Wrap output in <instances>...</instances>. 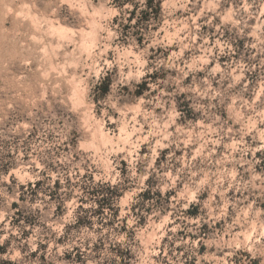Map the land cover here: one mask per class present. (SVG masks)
I'll return each mask as SVG.
<instances>
[{"label": "rangeland", "instance_id": "1", "mask_svg": "<svg viewBox=\"0 0 264 264\" xmlns=\"http://www.w3.org/2000/svg\"><path fill=\"white\" fill-rule=\"evenodd\" d=\"M128 2L129 0H111L110 4H106L104 0H0V136L11 137V129L17 126L23 128L29 123L36 126L48 125L50 118L62 121L63 114H67L78 122L86 137L83 149L97 154L101 167L106 166V160L111 162L114 156H119L117 171L122 177H127L131 166L129 161L135 163L139 170L140 163L137 157L155 156V167L158 169L167 162L169 149H157L153 143L150 153L147 143L153 138L152 132L163 131L159 128L163 122L158 118L161 109L156 108L152 114V119L157 125L155 128L150 124H141L143 117L138 115L142 111L139 102L156 97V92L149 88V83L167 79V75L153 72L141 77V83L137 85V103L131 106L133 111L125 117L119 127L114 118H109L107 122L101 121L95 110L89 106L92 94L106 89L114 74L118 75L121 71L131 73L136 70L128 62L135 61L138 52L136 49H129L126 42L113 43L112 47L103 53L107 59L97 61L95 68L92 67L99 50L97 41L101 34L100 29L104 27V17L111 11L123 9L124 4ZM174 2L175 0H151L143 10H140L137 4L128 13L127 22H124L123 14L112 16L108 27L117 33L127 35L131 28L136 27L132 24L133 20H136L138 25L141 21L147 22L151 18L155 26L150 32L145 30L144 34H138L137 48L142 50L147 41L148 45H152L148 50L153 53L148 59L152 61L160 59L168 63H173L171 57L174 52L185 48L183 61L176 62L173 68L163 70L165 73L170 72L175 78L179 74L178 69L185 67V63L200 68V71L196 72L186 69L188 74L184 77V86L198 84L201 79L209 78V72L219 67L220 72L214 73L213 80V87H219L217 82L220 81L221 75L226 76L229 72H232L233 77L237 75V72L233 71L237 63L247 66L264 56V26L260 24V21H264V16H261L259 21L255 17L248 19V27L244 28V34L240 35L231 21L223 18L229 8L235 10L240 7V0L227 2L221 0L220 7L215 12L208 11L204 15L200 14V9L204 7L205 0L198 2L188 0V7L183 10L167 6ZM249 2L251 3V0ZM169 20L181 23L175 27H165ZM185 20L189 26L187 30L183 26ZM218 40L228 43L233 54L220 55L218 58L210 56L209 63L203 65L202 60L207 53L200 46L207 41L206 46L211 47ZM253 55L256 56V60L250 61L249 58ZM113 61L116 62L115 66ZM81 73H91V79L96 80V86L90 87V82L85 80ZM239 74L242 79L237 87L247 88L242 99H237L235 105L229 101L214 109L221 121H227L224 127L226 129L231 127L230 133L226 136L221 133L219 138L216 167L209 165L198 170L197 175L187 185L181 182L163 195L160 191H153L160 181L150 177L145 182V190L134 198L135 202L126 203L125 196L129 191L128 185L131 184L129 180L125 179L124 186L99 184L95 175L86 173L80 177V182L73 183L75 178H65L64 183L61 179H55L49 186L48 180L51 177L47 175V170L52 166L45 161L46 170L39 171V178L28 179L33 171L29 168L23 174L26 182H20L17 177L10 176L8 184L0 185L4 192V195L0 196V212L4 213V222L0 223V236L5 234L3 231L5 228L17 233L9 236L0 245V257H8L13 247L19 249L22 254L28 251L31 236L37 228L41 229L40 237L43 242L37 241V249L30 252V257L32 260L39 257L44 264L62 262L81 264L84 261V249L79 246L64 251L62 249L73 244L76 237L82 235L85 229L94 234L105 231L106 234L111 233L117 238L124 236L126 241L130 236L135 237L140 247L144 248L145 260L149 258L153 244L155 251H151V260H160L166 253L171 255L167 252V247L169 237L173 235L172 231H168L173 228V223L169 222L173 218L161 207V201L167 203L170 210L172 203L182 197L185 188L190 192L194 183L199 184L200 180L207 179L205 172L211 175L212 172L224 171L235 174L240 181H249L254 175L264 177V116L257 115L260 105L256 104V97L264 91V83H261L262 74L259 70ZM123 90L128 91L127 88ZM168 91L172 89L169 88ZM166 99L168 97H165ZM176 102L178 110L182 113L181 126L192 123L194 118L199 116L195 108L201 102L197 99L181 94L176 98ZM244 102L255 104V111L246 105L241 107ZM212 103L215 105L217 101ZM129 120L134 124L127 123ZM196 123L199 124L200 121L196 120ZM137 128L140 129L138 132ZM212 128L215 129L216 125ZM167 130L174 132L175 127H168ZM34 136V132L30 133L28 141H32ZM15 140L19 142L20 137L16 136ZM12 143L13 140L10 138L0 139V155L6 160L14 155L13 152L7 151ZM36 144L43 148L39 141ZM137 144L139 147L133 152L132 149ZM116 148H123L124 151L116 152ZM245 150L247 155L243 156V160L246 163L237 164L235 167L231 163H225L222 169L219 168L221 160L227 161L230 155L235 160H240ZM28 151L30 155L23 157L25 165L32 156L37 155L32 152L31 147ZM44 151L46 153L47 149ZM190 155L193 158L198 155L196 146L192 147ZM125 156L128 159H124ZM175 156L187 158L189 153L176 150ZM39 167L37 165V168ZM9 168L10 165L5 163L0 171L7 174ZM56 175L53 170V176ZM172 182L175 184V180ZM211 183L212 181H209V184ZM77 191L78 198L75 194ZM209 191L210 189L199 193L195 202L189 199L188 207L184 210L186 219L200 218L202 201L208 199ZM233 196L238 198L240 193L232 190L227 192L226 198L230 204ZM5 197L12 199L10 205H5ZM215 199L218 200L219 197ZM89 203H94L97 207L94 209L84 207ZM23 204L28 206L22 207ZM250 209L255 210V215L251 218ZM154 211L160 213L158 218L152 216ZM262 212L264 202L254 203L249 209L241 206L227 223L217 222L214 226L215 231L210 229L208 224L200 227L198 235L176 231L177 239L171 247L177 252H184L181 239L185 243H190L195 255L188 264H195L199 257L203 258L202 264H218L229 258L236 264H244L245 260L249 261V264H260L259 258L253 257V252L260 251V246L264 244V226L259 228V235L256 228L257 217L264 219L260 217ZM241 213L247 223L241 221ZM153 220L155 229L151 227ZM133 222L135 231L128 227ZM175 224H181V220H175ZM229 227L232 229L230 232ZM153 232L159 235V240H155ZM24 241L28 243H22ZM226 241L237 245L236 256H226L233 250L231 248H217V244ZM240 241L253 247L242 252L238 247ZM87 247L90 250L87 253L89 256L93 253L98 254L104 249L105 241L103 238L95 243L89 240ZM110 251L123 258L121 264H129L135 259L131 251L120 247L119 244L110 247ZM95 258L99 259V256ZM0 264H13V261L0 260ZM163 264H167L166 258Z\"/></svg>", "mask_w": 264, "mask_h": 264}, {"label": "clouds", "instance_id": "2", "mask_svg": "<svg viewBox=\"0 0 264 264\" xmlns=\"http://www.w3.org/2000/svg\"><path fill=\"white\" fill-rule=\"evenodd\" d=\"M104 2L110 4L111 0H104ZM225 2H227V0H225ZM137 4L140 6V10H143L147 7V0H129L128 3L124 4L123 9L111 11L104 17V27L100 29L101 34L97 41L99 50L96 55V60L93 61L92 65L94 69L97 61L102 62L104 59H107L103 53L111 48L113 43L122 44L126 42L129 49H136L138 52L137 59L128 62L132 64L136 70L131 73L121 71L118 75L114 74L111 83L106 89L92 94L89 106L95 110L101 121L107 122L109 118H114L117 127H119L124 122L125 117L133 111L131 106L137 103V85L141 83V77L145 76L146 73L153 72H160L162 75H167V79L149 83V88H151L153 92H156V97H149L141 100L139 106L142 111L138 113V115L143 117L141 124H150L155 128L157 125L152 119V114L155 113L156 108L161 109L158 118L163 122L159 125V128L163 129V131L152 132L151 136L153 138L149 139L147 143L150 153L153 143L156 144L157 149H169L167 162L163 163L158 169L155 167V156L137 157L140 163L139 170L135 163L129 161L131 166L128 170V176L122 177L121 173L117 171L120 157L114 156L111 162L106 160V166L101 167L100 157L91 151H85L83 149L82 145L85 143L86 137L78 122L73 117L63 114L62 121L60 119L50 118L48 125L36 126L35 124L29 123L24 125L23 128L17 126L11 129V137L0 136V139L10 138L13 140L11 148L7 149V151L14 153V155L7 160L3 155H0V169H3L5 163L10 165L7 174L0 171V185L8 184L10 176L17 177L20 182H26L23 174L26 173L29 168L33 171L28 179L39 178V171L46 170L44 163L46 161L48 165L52 166L51 169L47 170V175L51 177V179L48 180L49 186L55 182V179H61V182L64 183L65 178H75L73 183L80 182V177L86 173L95 175L96 181L99 184L124 186V181L127 179L131 184L128 185L129 191L125 196V201L126 203H133L135 202L134 198L145 190V182L148 181L150 177L160 181V184L157 185L153 191H160L163 195V193L176 187V185L181 182L187 185V183L192 181V178L197 175L198 170L207 168L209 165L213 167L217 166L216 150L219 147V138H221V133L225 136L230 133L231 127L229 126L227 129L224 127L227 121H221L220 116L214 109L225 105L226 102L229 101L231 104L235 105L237 99H242L243 93L247 91V88L237 87L242 79L239 73L259 70L262 74L261 83H264V56H262L259 61L249 63L247 66L243 63H237L233 68V71H236L237 75L233 77L232 72L227 73L226 76L221 75L220 81L217 82L219 87H213L214 73L220 72L219 67L209 72V78L201 79L198 84L184 86L183 80L185 75L188 74L186 69L191 72H196L200 71V68L185 63V67L178 69L179 74L175 78L172 77L170 72L165 73L163 70L175 67L176 62H182L185 48H181V51L173 53L171 57L173 63H168L160 59L155 61L149 60L148 57L153 55V53L149 52L148 49L152 47V45H148L147 41H145L142 50L137 48L136 41L138 34H144L145 30L150 32L151 28L155 26L151 18L147 22L141 21L138 25L137 21L133 20L132 24L136 25V27L131 28L127 35H124L122 32L117 33L108 27L111 23L112 16L123 14L125 18L124 22H127L128 13ZM220 4L221 0H205L204 7L200 9V14L204 15L208 11L215 12V10L220 7ZM167 6L172 9H187L188 0H175L174 3ZM193 7H195V4ZM149 11H151V9H149ZM217 14L219 15V13ZM170 16L171 13H169V17ZM261 16H264V0H251V3L249 0H240V7L235 10L229 8L227 10V15L223 18L231 21L232 25L237 29V34L240 35L244 34V28L248 27V19L255 17L259 21ZM192 18L193 17H189V19ZM206 22L210 23V21ZM180 23V21L169 20L165 27H175ZM260 24L264 26V21H260ZM183 26L185 30L188 29L187 20L183 22ZM206 45L207 41H205L204 45L200 46L207 53L202 60L205 66L209 63L208 57L210 56L218 58L220 55L231 56L233 54V50L228 43L218 40L217 43L211 47H207ZM249 59L250 61H255L256 56L253 55ZM115 63L116 62L113 61V66H115ZM121 67H124V65H121ZM105 71H107V69H105ZM81 75L85 80L90 82V87L94 88L96 86V80L91 79V73H81ZM124 88H127L128 91L125 92L123 90ZM169 88H171L172 91H168ZM181 94L189 96V98H195L201 102L198 103L195 108V112H198L199 116H196L192 123H185L183 126H181L180 123L182 120V113L178 110V103L176 102V98ZM253 95H255V93H253ZM165 97H168V99L165 100ZM212 101H217V103L214 105ZM256 104L260 105V111L257 115L264 116V91L260 93L259 97H256ZM245 105L255 111V104L244 102L241 104V107ZM196 120H199L200 123L197 124ZM127 123L134 124L131 120L127 121ZM165 125L167 127H165ZM213 125H216L215 129L212 128ZM168 127H175V131L169 132L167 130ZM139 130V128L136 129L137 132ZM33 132L35 133L34 139L28 141V135ZM16 136L20 137L19 142L15 140ZM50 136L51 139H49ZM213 136L217 138L214 139ZM37 141H39V144L43 145V148H39V145L36 144ZM193 146H196V151L198 153L194 158L190 155ZM30 147L32 152L37 153V155L32 156L27 165H25L23 157L24 155H30L28 151ZM138 147V144L134 145L132 149L133 152H135ZM45 149H47L46 153L44 151ZM176 150L187 151L189 156L187 158L176 157ZM115 151L121 152L124 151V149L116 148ZM246 155V150L242 153L240 160H235L230 155L227 161H220L219 168L222 169L225 163H231L233 167L237 164L242 165L246 163V161L243 160V156ZM124 159H128V157L125 156ZM37 165L40 167L37 168ZM176 165H180V167H176ZM53 170L57 173L56 176H53ZM246 171H248V169H246ZM205 176L207 179L200 180L199 184L194 183L190 192L185 188L182 197L172 203L170 210L167 203L161 201V207L168 216L173 218L169 221L173 223V228L168 229V231L173 232V235L169 237V246L167 247V252H170L171 255H167L166 253V256L162 257L160 260H151V251H155V244H153L149 252V258L145 260L144 248L140 247L135 237L130 236L126 241L124 236L117 238L111 233L106 234L105 231L94 234L88 232L87 229L84 230L82 235L76 237V241L73 242V244L66 245L65 249H62V251L69 250L73 246H79L84 249V261H82L81 264H121L123 258L110 251V247H115L119 244L120 247L126 248L133 253L135 259L129 262V264H163L165 258L167 264H188V261L192 259L195 253L192 251V245L190 243H185L183 239H181L180 243L184 247V252H177L175 248L171 247V244H174L177 239L175 236L176 231H185L186 233L198 235L199 229L203 224H208L209 228L215 231L214 226L217 222L224 221V223H227L228 220L233 218L234 214L240 210L241 206L245 209H249L251 204L264 202V177L254 175L249 181H240L237 180L235 174L224 171L212 172L211 175L205 172ZM173 180H175V184L172 182ZM209 181H212V183L209 184ZM225 185H227V187ZM205 186H207V188ZM16 187H18V185ZM208 189H210L208 199L202 201L203 207L201 209L200 218L186 219L184 217V210L188 207L189 199L195 202L197 195ZM229 190L240 193L238 198L235 196L231 198V204L226 198ZM75 194L78 198L79 192L77 191ZM3 195V189L0 188V196ZM217 196L219 197L218 200L215 199ZM11 203L12 199L5 197V205L7 206ZM21 206L25 207L28 205L23 204ZM84 207L94 209L97 205L89 203L84 205ZM205 209L207 211H204ZM254 215L255 210L250 209V218ZM3 216L4 213L0 212V223L4 222ZM152 216L158 218L160 213L154 211ZM260 217H264V212L260 213ZM177 219L181 220V224H175V220ZM241 221L247 223L244 221L242 213ZM261 226H264V219L257 217V235H259V228ZM128 227L132 231L136 230L134 222L130 223ZM151 227L155 229L154 220L152 221ZM231 230V227H229L228 231L230 232ZM250 230L251 229H249V231ZM3 231L5 234L0 236V245H2L9 236L17 235V233L7 228L3 229ZM40 232L41 229L37 228L31 236L30 248L28 251L22 254L19 249L13 247L10 249L9 256L0 257V260L11 259L13 264H44L43 261L39 260V257L35 260H32L30 257V252L36 251L37 249V241L43 242L40 237ZM153 235L155 240H159V235H156L155 232H153ZM101 238L105 241L104 249L98 254L93 253V255L89 256L87 253L90 250L87 247V242L90 240L92 243H95ZM22 243H28V241ZM216 246L218 249L224 247L233 249L226 254L227 257L237 255L235 251L237 245L233 243L226 241ZM238 247L243 252L248 251L253 245H245L243 241H240ZM260 248V251L253 252V257H258L260 264H264V244H262ZM185 253H188V255H185ZM97 255L99 259L95 258ZM202 260V257L197 258L195 264H202ZM62 264H68V262H62ZM72 264H76V262H72ZM218 264H236V262L229 258L218 262ZM244 264H249V261L245 260Z\"/></svg>", "mask_w": 264, "mask_h": 264}, {"label": "trees", "instance_id": "3", "mask_svg": "<svg viewBox=\"0 0 264 264\" xmlns=\"http://www.w3.org/2000/svg\"><path fill=\"white\" fill-rule=\"evenodd\" d=\"M151 3V0H147V4H150Z\"/></svg>", "mask_w": 264, "mask_h": 264}]
</instances>
